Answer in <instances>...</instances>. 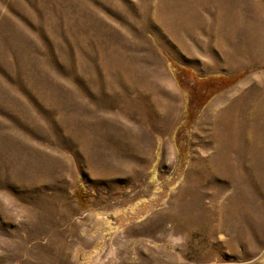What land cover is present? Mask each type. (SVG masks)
Segmentation results:
<instances>
[{
	"label": "rangeland",
	"instance_id": "rangeland-1",
	"mask_svg": "<svg viewBox=\"0 0 264 264\" xmlns=\"http://www.w3.org/2000/svg\"><path fill=\"white\" fill-rule=\"evenodd\" d=\"M240 86L264 0H0V264H264V112L206 124Z\"/></svg>",
	"mask_w": 264,
	"mask_h": 264
},
{
	"label": "bare ground",
	"instance_id": "bare-ground-1",
	"mask_svg": "<svg viewBox=\"0 0 264 264\" xmlns=\"http://www.w3.org/2000/svg\"><path fill=\"white\" fill-rule=\"evenodd\" d=\"M262 89H248L240 86L237 96L229 99L230 101L226 107L222 109L219 119H215V113L207 117L206 124H208V122L210 123L211 136L213 137L212 141L214 140L213 142L215 143H213L215 151L218 147H223L225 144L227 145L229 142L228 140L231 139H233L234 146L236 142L240 140L238 139L239 136L242 135L240 126L245 128L251 119L258 118L263 114L264 89ZM222 149L223 148H221L220 151ZM225 156L227 157V155Z\"/></svg>",
	"mask_w": 264,
	"mask_h": 264
},
{
	"label": "trees",
	"instance_id": "trees-1",
	"mask_svg": "<svg viewBox=\"0 0 264 264\" xmlns=\"http://www.w3.org/2000/svg\"><path fill=\"white\" fill-rule=\"evenodd\" d=\"M194 119H195V116L193 118V116L191 117V115H190V116H188V118L184 119V121H182V122L184 123L186 121V122H188L190 124V123L193 122ZM184 137L185 136H184L183 125L180 124V126L176 130V138L183 140L184 141V144H185V147H186L187 146V141H186L187 138L186 137L184 138Z\"/></svg>",
	"mask_w": 264,
	"mask_h": 264
}]
</instances>
